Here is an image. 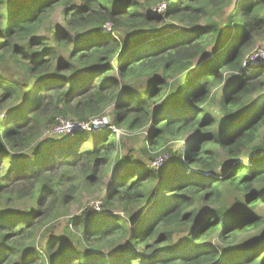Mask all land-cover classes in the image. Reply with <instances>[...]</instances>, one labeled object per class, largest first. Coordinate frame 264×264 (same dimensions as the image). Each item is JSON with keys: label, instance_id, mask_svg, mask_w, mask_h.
<instances>
[{"label": "trees", "instance_id": "trees-1", "mask_svg": "<svg viewBox=\"0 0 264 264\" xmlns=\"http://www.w3.org/2000/svg\"><path fill=\"white\" fill-rule=\"evenodd\" d=\"M160 2L163 12L151 14ZM144 3L0 0V67L21 74H0V264H264V63L247 70L264 42V0ZM141 76L150 78L143 92L121 94L123 81ZM108 113L122 136L149 126L132 149L140 159L110 178L101 212L85 205L49 225L79 188H100L113 165L134 156H118V135L107 128L89 145L84 131L32 144L58 118ZM183 135L181 166L159 179L161 167L150 165ZM166 152L161 166L174 163ZM143 207L151 214L131 229ZM44 226L60 232L35 247ZM117 245L114 255L101 252Z\"/></svg>", "mask_w": 264, "mask_h": 264}, {"label": "rangeland", "instance_id": "rangeland-1", "mask_svg": "<svg viewBox=\"0 0 264 264\" xmlns=\"http://www.w3.org/2000/svg\"><path fill=\"white\" fill-rule=\"evenodd\" d=\"M114 1L116 4H119V2H120V0H114ZM141 2L143 4H145L144 0H141ZM116 4H114V6H116ZM164 6L166 7L165 2H160L158 4H152L149 7L151 14L153 12L162 13ZM229 11H230V9H227V8L223 9L222 11H218L216 13V15L214 16V18L221 22L223 20V18L225 17V14H227ZM52 20H53L54 25H61L60 14L58 11L54 14ZM108 27L109 26H106L105 30L103 29V32L106 34L109 33L108 31L110 30ZM167 27L170 29L178 31L179 25L171 23V24H168ZM151 41L152 40H150V42ZM262 43H264V42L263 41L257 42V44H259V45L257 48L254 47V50L250 53V57L254 56V54H256V52L259 53V51L261 50ZM63 58H65V55L61 56V59H63ZM246 65H248V64H246ZM3 67L4 66L0 67V74L6 75V76L14 78V79L17 78V76L21 75L20 73H18L16 71L17 69L16 70L13 69V71H11L12 72V74H11L10 69H5ZM250 68H251V65L249 68H247V70H249ZM79 74L83 75V72L82 73L80 72ZM154 75L160 76V73L157 72ZM3 78H5V77H3ZM79 78H81V77H79ZM149 80H150V78L147 76H141L138 78H131V80H125V81H123V84L125 87L123 90H121V94L125 95V94H129L132 92H143L146 89V87L148 86ZM226 87H227V84L224 83L222 86L217 88L215 90V92L218 95H221V93L223 92V90L226 89ZM258 99H259V96L254 97L252 100L253 103L257 102ZM216 110H217V105L214 102L211 104L210 109L208 110V113L209 114L212 113L215 115ZM248 111L249 110L244 111L241 114V116H239L237 118V121H241L244 118V116H246L248 114L247 113ZM108 112H109V110H108ZM104 118L107 120V123L110 122L111 126L114 127L113 117L110 115V113L105 115ZM107 123H106V125H107ZM104 124L105 123L103 122V125ZM105 127L106 126L102 127L100 130H102ZM47 131L48 130L44 131L42 133V135L40 136V138H38L36 140V142H34L32 144V146H31L32 148L37 147L36 145L42 144V142L46 140L45 139L46 136H49ZM150 131L151 130H150L149 126H146V127L142 128L140 131L134 132L133 134L122 136L123 133H120V131L118 130V132H116V135H118V138H119V146L117 147V154L119 157H124V156L128 157L129 155L132 154L134 156V162L131 163L130 165H126V166L125 165H116V166L113 165L110 174L104 178L103 185H101L100 188H98V189L86 190L87 188L85 186H82L83 185L82 182H79L78 186H82V187L79 188L78 193L75 197V200H73L69 204L68 209L66 211H61L58 218H56L53 222H50L49 225L55 224L56 227L63 225L65 223V220L67 219V217L78 215L79 213H81L82 206H85V205L92 206V207H94V209L97 212H101V207H100L101 199H100V197L103 196V191L106 188L107 184L109 183L110 178H112L115 173L123 172L126 169L125 167H132L133 168L134 163H137V161L140 159V157L135 152H133L132 149L136 151L137 147H139L141 145V142L143 141V139H145L147 137V133L149 134ZM95 132L96 131H89L88 132L89 133L88 134V139H89L88 145L91 144V142L96 139L95 134H94ZM188 140H189V135H183L182 137L179 138L178 141H176V142L173 141L169 146L162 148V149H164L163 151L162 150L158 151L159 156L156 157L155 161L150 166L156 167V168L161 167L160 171H159V174L161 176L159 179H163L165 177V175L172 173L178 167L181 166V164H182L181 162L183 160L182 152L185 149V147L187 146ZM168 150H170L171 153L176 154L174 157V163L168 164L167 166H161V164L164 163V160L171 158L170 155L166 152ZM221 161L223 162L224 158H222ZM142 162L146 163L144 161H142ZM219 169L220 168H218V170ZM178 170L176 172L179 174H181L183 172V168H179ZM188 170H190V168H188ZM190 171L195 172V170H190ZM155 184H156V182H155ZM227 200H228L229 207H232L235 205V203L232 201L231 198H228ZM151 208H144L143 207L142 210H140L139 208H136L135 209L136 212L138 210H140V217H137L133 222L127 221V223L130 225V228L133 229L134 224L136 223L137 220L145 221V219L151 214V211H152ZM111 213L116 214V215H121V213H119V211H117V210H115V212H111ZM45 228H46V226H44V228L42 230L38 231V234H37L36 240H35V247L37 244L40 243L41 236H43V238H45L49 235L52 236L53 234H58L60 232V230H57V229L54 230V228H52L54 231L52 230V232L44 233V231L46 230ZM182 234H184V233H180L179 235H175L174 240L177 241L179 239V236ZM119 247L120 246L117 245L112 250L111 249L107 250L108 252L106 251V249H102L101 252L108 253L109 255H114V253H116L118 251ZM238 250L239 251L243 250V247H239ZM231 255H232V253L228 254L226 256V258L227 259L231 258L232 257ZM223 260H225V258L221 259V261H223ZM218 262H220V260H218Z\"/></svg>", "mask_w": 264, "mask_h": 264}, {"label": "built area", "instance_id": "built-area-1", "mask_svg": "<svg viewBox=\"0 0 264 264\" xmlns=\"http://www.w3.org/2000/svg\"><path fill=\"white\" fill-rule=\"evenodd\" d=\"M250 65L255 66L264 63V53L260 50L259 53L254 54V56L250 57ZM110 121V120H109ZM103 122L105 123L103 125ZM107 120L102 117L101 119L95 118L90 119L87 122L75 121L70 118H58L57 123L47 131L49 135L51 134H67L72 133L74 131H98L102 127L110 129L112 131L118 132L115 126H111L110 122L107 123ZM114 125V124H113Z\"/></svg>", "mask_w": 264, "mask_h": 264}, {"label": "clouds", "instance_id": "clouds-1", "mask_svg": "<svg viewBox=\"0 0 264 264\" xmlns=\"http://www.w3.org/2000/svg\"><path fill=\"white\" fill-rule=\"evenodd\" d=\"M115 126V125H114Z\"/></svg>", "mask_w": 264, "mask_h": 264}]
</instances>
